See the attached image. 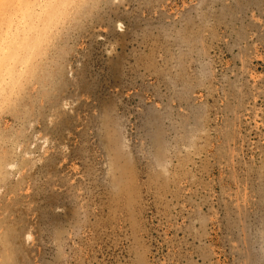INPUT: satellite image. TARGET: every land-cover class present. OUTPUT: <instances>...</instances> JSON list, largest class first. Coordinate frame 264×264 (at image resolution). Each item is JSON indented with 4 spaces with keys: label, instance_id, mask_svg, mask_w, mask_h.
I'll return each instance as SVG.
<instances>
[{
    "label": "rangeland",
    "instance_id": "1",
    "mask_svg": "<svg viewBox=\"0 0 264 264\" xmlns=\"http://www.w3.org/2000/svg\"><path fill=\"white\" fill-rule=\"evenodd\" d=\"M63 99L0 156L19 264H57L50 234L77 200L93 221L74 264H132L131 227L149 264H264V0H120L72 57ZM112 109L126 118L118 139L99 128ZM132 165L129 215L106 188ZM170 165L169 180L153 175Z\"/></svg>",
    "mask_w": 264,
    "mask_h": 264
},
{
    "label": "clouds",
    "instance_id": "2",
    "mask_svg": "<svg viewBox=\"0 0 264 264\" xmlns=\"http://www.w3.org/2000/svg\"><path fill=\"white\" fill-rule=\"evenodd\" d=\"M119 4L120 0H0V156L13 154L14 144L27 138L34 120L60 114L65 108L63 95L72 57L86 34ZM110 51H115V45ZM98 122L100 131L113 139L127 130L126 118L116 109L100 114ZM183 151H194L193 142L185 144ZM137 168L129 166L116 188H106L111 198L131 209L129 215L139 206ZM171 169L172 165L163 175H153L167 181ZM85 208L77 200L72 225L51 231L57 264H74L73 257L79 253L74 244H87L93 216L90 207ZM260 232L258 241L264 239ZM19 239V225L0 219V264H19ZM24 239L26 245L34 240L31 229ZM127 245L132 264H149L137 227L130 228ZM257 254L264 259V243H257Z\"/></svg>",
    "mask_w": 264,
    "mask_h": 264
},
{
    "label": "bare ground",
    "instance_id": "3",
    "mask_svg": "<svg viewBox=\"0 0 264 264\" xmlns=\"http://www.w3.org/2000/svg\"><path fill=\"white\" fill-rule=\"evenodd\" d=\"M207 8V7H206ZM209 11V10H208ZM207 12V11H206ZM196 18V17H195ZM203 19V18H202ZM200 24V23H199ZM198 34V33H197ZM1 159V158H0ZM117 175V174H116Z\"/></svg>",
    "mask_w": 264,
    "mask_h": 264
}]
</instances>
